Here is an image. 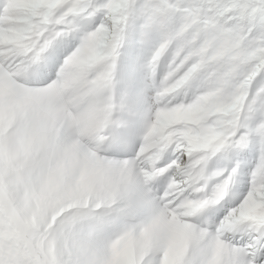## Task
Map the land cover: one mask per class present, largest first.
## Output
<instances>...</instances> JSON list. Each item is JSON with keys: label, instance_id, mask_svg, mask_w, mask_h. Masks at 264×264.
Listing matches in <instances>:
<instances>
[{"label": "snow or ice", "instance_id": "6c2138e0", "mask_svg": "<svg viewBox=\"0 0 264 264\" xmlns=\"http://www.w3.org/2000/svg\"><path fill=\"white\" fill-rule=\"evenodd\" d=\"M0 264H264V0H0Z\"/></svg>", "mask_w": 264, "mask_h": 264}]
</instances>
